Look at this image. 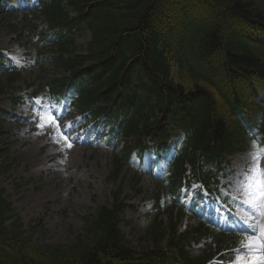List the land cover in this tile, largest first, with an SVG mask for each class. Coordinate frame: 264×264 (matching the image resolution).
I'll list each match as a JSON object with an SVG mask.
<instances>
[{
    "label": "trees",
    "instance_id": "16d2710c",
    "mask_svg": "<svg viewBox=\"0 0 264 264\" xmlns=\"http://www.w3.org/2000/svg\"><path fill=\"white\" fill-rule=\"evenodd\" d=\"M41 1V14L59 36L51 59L64 72L33 93L48 87L57 96L71 88L75 110H91L124 134L114 180L146 138L162 145L177 129L186 138L174 160L172 194L186 179L218 183L226 156L251 146V129L259 128L264 141V0ZM82 26L91 37L78 54L70 41ZM7 78L0 80V96L20 73ZM113 197L86 219L84 235L51 244L23 228L0 185V264H206L213 256L191 255L187 244L215 233L203 223L179 232L184 211L173 208L167 222L162 213L154 217L144 236L148 245L132 244L119 226L126 207L121 189ZM225 238L219 234L216 244Z\"/></svg>",
    "mask_w": 264,
    "mask_h": 264
},
{
    "label": "rangeland",
    "instance_id": "374dc122",
    "mask_svg": "<svg viewBox=\"0 0 264 264\" xmlns=\"http://www.w3.org/2000/svg\"><path fill=\"white\" fill-rule=\"evenodd\" d=\"M33 9L31 13H18L8 16H0V48L9 53L10 56H20L21 46L15 41L16 34L11 23L14 21L22 24L41 25L42 19L36 18L39 12ZM11 22V23H10ZM85 35H81L78 43H83ZM39 74V69L25 73L26 81H31ZM20 90L18 95L24 96L28 91L26 83L18 84ZM11 97L7 95L1 99L0 120L5 129L12 132V140L16 142L14 150L15 159L9 161L8 167L0 165V184L5 186L7 193L13 202L16 213L21 217L24 228L34 232V239L39 242L53 244H68L82 232L85 217L94 213L95 209L105 203H111L112 191L117 188L118 182L110 181L112 170L111 154L101 143L94 145H83L84 137L78 130L71 134L73 141L64 144L67 132L75 128L74 120L67 118L62 133L48 135L39 122L36 128L32 125H17L11 120L8 113L14 116L29 117L27 105H18L14 109L11 105ZM3 107V108H2ZM34 115V113H33ZM42 119L50 117L48 112L40 114ZM9 117V118H8ZM31 118V117H30ZM31 121H34L31 118ZM119 149V147H118ZM259 157V166L264 168V153H242L228 158L226 170L227 186L223 189L225 195L230 196L229 202L235 204L236 214L241 217L242 222L238 224L240 229H245L242 245L236 249L233 264H261L264 261V247H245L246 238L259 240L264 244V200L259 199L256 187L250 176V169L254 166V158ZM132 162L134 167L126 168L123 176L126 179L123 185L124 194L129 197L133 207L125 211V223L123 230L129 239L140 246H146V239L140 240L144 235L150 218L148 208L153 203V192L158 187L153 181L159 175V165L148 168V159H145V167L141 169L140 195L134 193V187L130 177L134 174V168L138 166L136 156ZM165 165L160 163V168ZM30 182L25 184L26 181ZM25 182L24 184H22ZM20 187V189H19ZM195 190L185 191L182 200L191 207L192 197ZM260 201L259 205L255 203ZM254 204V207H250ZM205 204H202V207ZM202 212V209L199 210ZM218 222L222 223L221 219ZM195 220L188 216L182 220L181 230L187 226H193ZM254 225L255 233L249 229ZM249 232V234H247ZM213 246L211 242H207ZM201 245L192 244L193 255L200 253Z\"/></svg>",
    "mask_w": 264,
    "mask_h": 264
},
{
    "label": "snow or ice",
    "instance_id": "6c2138e0",
    "mask_svg": "<svg viewBox=\"0 0 264 264\" xmlns=\"http://www.w3.org/2000/svg\"><path fill=\"white\" fill-rule=\"evenodd\" d=\"M259 157L254 158V166L250 169V176L255 183L256 187L259 189L257 195L259 199L264 200V168L259 166ZM254 204H250V207H254ZM249 229L255 233L256 228L254 225H249ZM247 242L245 247H264V244H261L259 240H251V238H246Z\"/></svg>",
    "mask_w": 264,
    "mask_h": 264
}]
</instances>
